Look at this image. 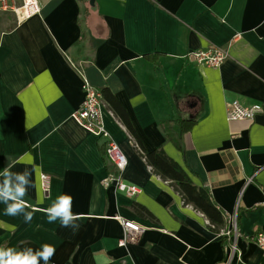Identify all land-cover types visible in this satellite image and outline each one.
<instances>
[{"label":"crops","instance_id":"obj_1","mask_svg":"<svg viewBox=\"0 0 264 264\" xmlns=\"http://www.w3.org/2000/svg\"><path fill=\"white\" fill-rule=\"evenodd\" d=\"M38 2L40 14L18 25L0 13V170L12 161L13 172L34 170L24 197L33 219L7 216L0 203V247L52 245L48 264H264L250 240L264 233V1ZM208 47L227 50L219 67L186 60ZM83 80L108 87L146 151L161 148L208 189L225 222L219 233L151 171L105 106V138L72 120ZM233 101L261 104L263 113L251 123L227 121ZM179 116L195 123L177 149L164 129L176 136L171 121ZM108 141L127 162L111 176L137 186L133 198L104 185L117 171L103 156ZM42 173L51 177L48 192ZM65 193L80 214L75 232L43 211ZM134 202L155 220L135 213ZM121 220L142 227L137 243L118 245ZM233 220L238 237L222 233Z\"/></svg>","mask_w":264,"mask_h":264},{"label":"built area","instance_id":"obj_2","mask_svg":"<svg viewBox=\"0 0 264 264\" xmlns=\"http://www.w3.org/2000/svg\"><path fill=\"white\" fill-rule=\"evenodd\" d=\"M40 11L41 8L38 0H0V13L12 14L17 25L40 14ZM227 57V50L219 47H208L202 50L189 51L185 55L188 62L197 66L210 68L219 67ZM82 92L83 100L78 109L71 115V118L87 132L105 138L107 134L102 129V109L104 103L101 94L87 80H83ZM262 113L263 106L261 104L244 107L239 102L233 101L227 108L226 120L247 121L251 123ZM105 152L119 173H122L127 162L117 145L113 141H108ZM50 181L51 177L49 175L45 173L40 174V185L43 192H48ZM104 185L106 187H114L127 198H133L140 191L137 186L124 183L120 174L118 176H108L104 181ZM206 223L208 224V221ZM121 225L123 231L118 245L125 247L137 243L143 233L142 227L125 220H121ZM222 233L227 236L234 235V237H238L236 222L233 220L231 227L224 232L222 231ZM250 240L258 247L264 257V233L256 232Z\"/></svg>","mask_w":264,"mask_h":264},{"label":"trees","instance_id":"obj_3","mask_svg":"<svg viewBox=\"0 0 264 264\" xmlns=\"http://www.w3.org/2000/svg\"><path fill=\"white\" fill-rule=\"evenodd\" d=\"M101 94L105 108L124 126L128 135L131 137L133 145L145 161L151 171L174 189L181 197L184 205H191L196 211L202 213L208 220V226L214 233H219L224 227L225 222L221 212L215 207L210 197V193L205 186H197L190 179L186 171L172 158H170L161 148L153 151H146L138 139L132 124L120 103L112 95L108 87L97 89ZM177 129L176 136L169 130L164 129L166 138L177 148H181V137L195 123V120L183 117H176L171 121ZM106 158V153L103 151ZM107 159V158H106ZM117 170V169H115ZM118 170L115 174L117 175ZM132 208L139 216L155 220L152 214L138 203H133Z\"/></svg>","mask_w":264,"mask_h":264},{"label":"clouds","instance_id":"obj_4","mask_svg":"<svg viewBox=\"0 0 264 264\" xmlns=\"http://www.w3.org/2000/svg\"><path fill=\"white\" fill-rule=\"evenodd\" d=\"M16 161L7 163L3 170H0V203L5 204L4 214L15 217L23 215L25 223L33 219L32 211H26L29 205L24 200L27 189L33 187V171L27 167L22 172H13L11 169ZM73 198L68 194H60L56 200L43 211L47 215V221L54 223L59 221L62 227H68L77 231L80 227L77 221L80 214L72 211ZM55 254V247L43 244L41 249L33 250L26 248L17 250L13 247H0V264H48Z\"/></svg>","mask_w":264,"mask_h":264}]
</instances>
